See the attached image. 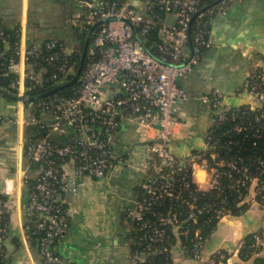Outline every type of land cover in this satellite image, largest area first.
I'll list each match as a JSON object with an SVG mask.
<instances>
[{
  "label": "built area",
  "instance_id": "1",
  "mask_svg": "<svg viewBox=\"0 0 264 264\" xmlns=\"http://www.w3.org/2000/svg\"><path fill=\"white\" fill-rule=\"evenodd\" d=\"M70 1L79 10L72 23L82 43L49 38L40 47L26 46L20 27L0 26V84H5L0 88L22 105L21 114L0 112V124L10 125L14 119L24 129L37 127L23 143L29 163H39L24 205L30 222L24 229H31L36 239L41 264L61 262L54 246L68 227L70 212L63 193L75 195L76 179L83 173L101 179L116 163L127 164L113 150L125 122L144 142V159L136 163L144 176L123 212L128 264H144L149 256L164 252L170 257L173 244L161 247L170 233L199 260L207 236L198 227L190 234L187 228L198 222V214L212 211L219 219L230 214L225 206L232 193L237 206L252 201L264 206V51L244 72L236 90L241 102L227 104L218 88L190 94L180 79L211 46L214 19L226 15L236 0H143L140 5L127 0ZM90 30L81 72L68 94L58 90L22 100L33 96L28 93L32 88L40 93L72 78L79 63L74 57L81 55ZM5 96L0 93V99ZM189 100L208 109L210 122L201 147L176 156L170 145ZM28 178L24 169V183ZM213 190L215 196L197 202L198 192ZM12 193V180L6 177L0 185V247L9 229ZM26 236L30 243L31 236ZM253 238L252 247L263 244L264 235ZM224 258L217 250L205 264Z\"/></svg>",
  "mask_w": 264,
  "mask_h": 264
},
{
  "label": "crops",
  "instance_id": "2",
  "mask_svg": "<svg viewBox=\"0 0 264 264\" xmlns=\"http://www.w3.org/2000/svg\"><path fill=\"white\" fill-rule=\"evenodd\" d=\"M142 2L127 0L131 5ZM78 12L70 0H0V26L20 27V38L26 46L40 47L49 38L79 44L83 37L72 23ZM210 39L211 46L192 71L180 79V84L190 94L218 88L227 104H239L241 99L236 90L244 72L264 51V0L231 2L227 14L212 22ZM14 100L7 96L1 98L0 112L11 116L18 110L21 114L22 105ZM178 119L182 124L177 125L170 148L176 156H181L201 147L210 120L208 109L192 100L183 104ZM8 127L0 124V185L4 178H10L13 193L0 261L2 264H41L37 245L28 242L24 229L28 220L24 205L29 190L22 180L23 170L32 178L37 168L23 153L25 129L16 125V132H8ZM52 138L64 141V137L53 135ZM143 147L144 142L138 139L134 126L123 123L114 138L113 150L117 157L128 160L127 164L116 163L113 172L101 179L83 173L76 179L77 193H63L70 212L68 227L54 246L61 257L59 264H128L127 224L122 214L131 206L135 188L144 176L136 166L137 161L144 159ZM253 233L264 235V206L255 201L241 214H226L218 220L207 236L199 260L190 257L175 235L169 264H205L217 250L225 258L216 264H252L255 257L264 256V241L247 260H241L239 252L245 238Z\"/></svg>",
  "mask_w": 264,
  "mask_h": 264
},
{
  "label": "trees",
  "instance_id": "3",
  "mask_svg": "<svg viewBox=\"0 0 264 264\" xmlns=\"http://www.w3.org/2000/svg\"><path fill=\"white\" fill-rule=\"evenodd\" d=\"M17 38H18L17 36H13L12 40H15ZM74 58H75V60L77 62H79V59H80L79 55H76ZM76 67H77V64H76ZM70 79H71V77H70ZM0 85L3 86L5 84L2 83ZM38 89L39 88H32L31 90L28 91V93L31 94V95H35V94H37L39 92ZM69 90H70V87H67V88H63V89L59 90L57 93L58 94H68ZM7 97L15 99L14 97H11V95H8ZM220 128L222 129L224 127L223 126L218 127L217 130L220 129ZM25 133H26V139H28V138L32 137L33 135H35V133H37V127L36 126H29V127H27L25 129ZM56 140H59V142H62L61 139H56ZM34 182H35L34 179L28 178V180L25 182V183H27L28 190H30L33 187ZM137 189H138V187L136 186L135 190H137ZM197 194H198L197 202L198 203H203V202L208 200V196L209 195L215 196L216 195V190L209 191V192H200V193L198 192ZM228 200L229 201L227 202L225 207L229 210V213L231 215H239L242 212H244L249 206V204H241V205L237 206L236 197H235L234 193L231 194V197ZM158 209L159 210H164V208H162V207H160ZM122 216L124 217V214H122ZM197 219H198L197 223L190 222V223L187 224V228H188L189 234H190V231L193 230V228L198 227L203 235L208 236L215 229V227L217 225V222L219 220V218H217L215 216V214H213L212 211L202 212V213L198 214L197 215ZM28 223H30V222H28V220H27L25 222V225L28 224ZM260 232H261V230H258L257 233L260 234ZM26 234L31 236L30 244H35L36 243V241H35L36 239L33 237L34 235H30L31 234V229L27 230ZM253 235H254V233L248 235L245 238V241L243 243L242 249L239 252V257L243 261L249 259L251 257V255H252V253H255L258 250L257 248H254V247L251 246V244L254 242ZM126 237H127V235H126ZM59 239H60V237L56 240V242ZM181 240L183 241V237L182 236H181ZM174 241H175V236H174L173 233H170L168 238L161 242V247H163V246H167L168 247V246L172 245L174 243ZM1 257L2 256H0V260H1ZM169 263H170V257H168V254H165V252L164 253L155 254V256L152 257V258H150V256H149L147 258V260L144 262V264H169ZM0 264H2L1 261H0ZM233 264H238V263H233ZM252 264H264V256L255 257L253 259Z\"/></svg>",
  "mask_w": 264,
  "mask_h": 264
},
{
  "label": "water",
  "instance_id": "4",
  "mask_svg": "<svg viewBox=\"0 0 264 264\" xmlns=\"http://www.w3.org/2000/svg\"><path fill=\"white\" fill-rule=\"evenodd\" d=\"M90 33H91V30L85 36L78 66L76 68L75 73L73 74L72 78L69 81H67V82H65L63 84H59L57 86H54V87H52V88H50L48 90H45L43 92H40V93L36 94V95L24 96L21 99L22 100L32 101V100H35L37 98L44 97V96H47L49 94H52V93H54V92H56V91H58L60 89H63L65 87H68V86L74 84L76 82L80 72H81V69H82V66H83V63H84V60H85L86 49H87V46H88V43H89ZM0 93H2V95H4V96L7 95V93L1 88H0ZM7 129H8V132H16V122L14 121V119H12V123L9 125V127ZM5 147H8V146L5 144ZM10 151H12V150H10ZM11 153H13V152H9V154H11ZM38 164L39 163L37 161H33L32 162V165H33L34 168H37Z\"/></svg>",
  "mask_w": 264,
  "mask_h": 264
},
{
  "label": "rangeland",
  "instance_id": "5",
  "mask_svg": "<svg viewBox=\"0 0 264 264\" xmlns=\"http://www.w3.org/2000/svg\"><path fill=\"white\" fill-rule=\"evenodd\" d=\"M9 101H11V100H9ZM13 102H15V100H14ZM263 241H264V240H263Z\"/></svg>",
  "mask_w": 264,
  "mask_h": 264
}]
</instances>
